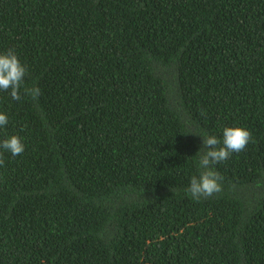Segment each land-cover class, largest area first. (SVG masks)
Returning a JSON list of instances; mask_svg holds the SVG:
<instances>
[{
  "label": "trees",
  "instance_id": "obj_1",
  "mask_svg": "<svg viewBox=\"0 0 264 264\" xmlns=\"http://www.w3.org/2000/svg\"><path fill=\"white\" fill-rule=\"evenodd\" d=\"M9 49L0 264H264V0H0ZM234 126L193 199L201 136Z\"/></svg>",
  "mask_w": 264,
  "mask_h": 264
},
{
  "label": "clouds",
  "instance_id": "obj_2",
  "mask_svg": "<svg viewBox=\"0 0 264 264\" xmlns=\"http://www.w3.org/2000/svg\"><path fill=\"white\" fill-rule=\"evenodd\" d=\"M27 67L21 63L16 53L9 49L6 53H0V91L8 92L13 100L21 99V88L27 75ZM26 95L36 100L40 93L38 87L23 88ZM8 117L0 113V127L6 126ZM201 136V135H199ZM202 147L197 152L199 155V175L192 176L186 189V193L193 199L207 198L222 191L223 177L214 168L216 164L226 161L232 153H240L245 150L252 139L251 133L243 127H225L222 130V139L215 135L203 134ZM0 148L11 153L12 156L21 155L25 146L21 138L11 135L0 141ZM0 159V165H3Z\"/></svg>",
  "mask_w": 264,
  "mask_h": 264
}]
</instances>
